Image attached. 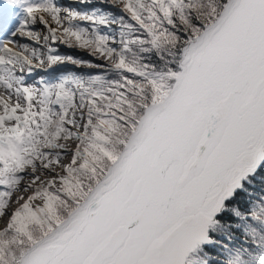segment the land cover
Instances as JSON below:
<instances>
[{"label":"snow or ice","instance_id":"snow-or-ice-1","mask_svg":"<svg viewBox=\"0 0 264 264\" xmlns=\"http://www.w3.org/2000/svg\"><path fill=\"white\" fill-rule=\"evenodd\" d=\"M80 3H0V264H264V0Z\"/></svg>","mask_w":264,"mask_h":264},{"label":"rangeland","instance_id":"rangeland-1","mask_svg":"<svg viewBox=\"0 0 264 264\" xmlns=\"http://www.w3.org/2000/svg\"><path fill=\"white\" fill-rule=\"evenodd\" d=\"M57 3L61 4L62 6H65V7H68V6L75 7V8H77V10H90V5L81 4L80 0H57ZM91 3L99 4V0H91ZM34 30L40 31L41 34L43 35V31H44L43 26L36 25L34 27ZM24 42H27V41H24ZM57 46L59 47L62 54H71V55L79 56V57H82L85 59H92L91 57H89V55L86 51L78 50V49H67L63 45H57ZM59 69H64L67 71H77V72L95 71V70H87V69H75L74 66L66 65V66H57L54 69H50L48 72H45L44 70L40 69V70H38V74H34V75H36L37 79L39 78V76H44L46 79H48V78H52V77H50V73L52 74V76L60 75L61 72L59 71ZM64 162L66 163L67 160H65ZM29 194L30 193H23V195H25V196L29 195ZM15 195H20V193H17ZM15 195H14V199H15ZM0 226H1L0 228H3L4 224H2Z\"/></svg>","mask_w":264,"mask_h":264},{"label":"bare ground","instance_id":"bare-ground-1","mask_svg":"<svg viewBox=\"0 0 264 264\" xmlns=\"http://www.w3.org/2000/svg\"><path fill=\"white\" fill-rule=\"evenodd\" d=\"M0 3H2V0H0ZM37 31V30H36ZM21 194V193H20ZM5 221L3 219H0V225L4 224ZM1 227V226H0Z\"/></svg>","mask_w":264,"mask_h":264}]
</instances>
